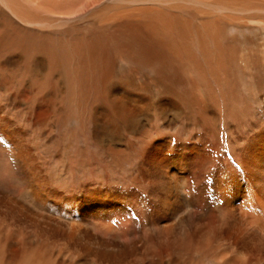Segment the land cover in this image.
I'll return each mask as SVG.
<instances>
[{"label":"bare ground","instance_id":"1","mask_svg":"<svg viewBox=\"0 0 264 264\" xmlns=\"http://www.w3.org/2000/svg\"><path fill=\"white\" fill-rule=\"evenodd\" d=\"M81 18L96 19L97 25L84 31H67L68 21H81ZM56 31H64L58 36V42L52 37ZM85 31L99 32L97 39L102 41V46L93 34L90 46L86 39L81 40L82 45L89 46L87 52L76 49V44L74 56L66 60L55 52L57 43L72 45V35H82ZM69 60L76 61L78 71L69 67ZM91 61L99 70L102 65L106 69L112 63L116 65V61L122 65L127 62L143 66L147 75L157 79L155 88L160 94L184 92L194 97L196 93H215L217 97V93L234 95L243 90L264 95V0H0V96L4 98L0 108H10L12 113L20 110L28 115L39 102L30 85L32 73L38 71L44 76L49 69L52 73L54 70L50 67L55 65L56 70L68 77L72 94L88 92L90 98L95 94L94 102L86 98V104H82L84 108L95 109L101 98L96 95L100 89L93 80H99L100 74L97 75L96 65L94 68L89 64ZM111 70L102 71L101 77H106L104 73L112 76ZM77 72L81 82L76 79ZM244 77H254L258 83L242 88L234 84ZM129 78L133 79L130 73ZM130 81L127 80L129 90H117L115 96L138 91ZM139 91L149 93L146 88ZM19 94H22L21 101ZM70 103L74 102L70 100ZM164 105L160 103L159 108ZM209 115L213 121L211 130H214L210 136L216 141L221 137L223 119L214 110ZM107 117L115 127H118L117 121L125 122V119L129 122L124 123L127 129L134 125L131 124L134 115L124 110L117 115L109 113ZM199 120L203 122L206 116ZM150 130L140 142L154 137ZM4 133L0 131L1 140L11 141L10 135ZM252 133L245 145L231 147L229 156H199L208 154L200 146V151L195 150L192 156H179L177 149L168 163L145 159L138 175L135 173L128 180L134 190L135 204L127 201L124 194L100 188L96 183L85 188V195L80 192L79 207L70 209L69 213L61 205L52 208L45 199L39 203L29 193L26 200L0 190V200L15 213L25 215L39 229L51 227L53 233L62 232L70 252L77 248L72 242L78 234L75 233L78 227L75 224H78L87 232L89 244L85 249L104 253L105 258L99 264H116L113 260L124 257L123 253L135 255L136 263L152 257V264H264V138ZM163 140L168 147L174 144L171 139ZM158 142L153 141L152 146L160 147ZM109 157L120 164L127 156ZM11 159L22 169L32 163H27L23 156H11ZM228 160V166L224 165ZM84 162L90 167L96 164L92 160ZM208 178L213 182L210 200L214 205L206 212L204 207L196 208L202 205L204 195L199 192L207 190ZM40 180L34 175L27 176L29 190L41 194ZM177 200L185 205L181 212L177 210ZM37 209H54L57 218L43 215ZM114 214L118 216L112 217ZM144 214H149L151 220L144 222ZM115 217L126 222L127 217L133 222L132 228L137 233L129 243L123 242L114 225H108ZM147 227L153 230V236L147 234ZM33 242L39 244V239L31 241V245ZM22 247L18 245L17 251H23ZM48 251L52 252L50 248ZM48 251L37 248L47 258L35 254L31 257L38 264H66L60 255ZM28 253L26 250L21 253L17 264H27ZM4 262L5 254L1 252L0 264ZM71 264H80V261Z\"/></svg>","mask_w":264,"mask_h":264},{"label":"rangeland","instance_id":"2","mask_svg":"<svg viewBox=\"0 0 264 264\" xmlns=\"http://www.w3.org/2000/svg\"><path fill=\"white\" fill-rule=\"evenodd\" d=\"M70 21H68V30L66 29L70 32L84 31L88 27L97 25L96 19L83 18L81 21L79 19ZM62 32L56 31L52 34L56 42H58V36ZM85 32L82 35H72L71 39L69 38L72 40V43L74 41L72 45L70 42L68 46L67 44L57 43L60 50L56 45L55 52L58 55L64 56L65 60L67 57L74 56L76 49L80 51L86 50L85 52H87L91 42L90 37L94 34L95 39H97V35L100 36V33L96 31L95 33ZM82 38L86 39L84 41L89 46L81 44ZM97 41L99 42H97L99 46H102V41L100 39H97ZM75 44L77 45L76 49ZM113 48L117 50V54H120L118 48ZM111 54L113 53L111 52ZM67 64L73 70H77L78 68L76 61L69 60ZM89 64L95 68L94 65L96 64L94 61H91ZM112 64L107 69L112 68L113 75L108 77L104 73L107 78L105 76L101 77L103 76L102 71L107 69L102 65V68L99 70V67L96 65V69L98 70L97 75L100 74V78L99 80L94 79L93 83L100 89V92L96 93V95L99 94L98 96L101 98V101L95 109L90 110L91 107L84 108L82 105L86 104L84 102L86 98L90 101L93 100L90 103L94 102L95 94L93 93L94 95L91 98L88 92L80 93L79 95L76 92L72 94L70 90L71 83L68 81V77L64 76L60 70H56L57 67L55 65H52L53 68L50 67L51 71H54L49 73V69L44 76L38 71L32 73L33 80L30 82V85L34 88L35 92L33 94L37 96L36 99L39 102L37 101V104H35L28 115L20 112V110L12 113L10 108H0V121L2 119L0 131H5L4 134H9L11 139V141L5 143L0 137V190L10 192L15 197H23L26 200L29 199V195L27 196V193H29L33 195L32 198L34 197L37 202L41 203L45 199L44 202L50 204L49 206L52 208H58V205H61L64 211L69 213L70 209L75 210L79 207V199L82 195H85V188L96 183L100 188L115 190L122 193V195L124 194L127 201L129 200V202L135 204L133 197L134 190L131 183H128V180H130L133 174L136 173L138 175L140 166L145 159L150 158L151 161L161 160L163 163H168L171 161L170 156H175L174 153L177 149L180 152L179 156H192L195 150L200 151V146L206 148L208 154H201L199 156H229L230 151H232L231 147L245 145L247 139L251 137L250 134H253L252 132L258 133L257 135L264 138V95L262 94H254L243 90L238 91L234 95L217 93V97L215 93H196L194 97L185 95L186 93L184 92H179L177 95L171 93L160 94L157 93L158 88H155L157 79L152 78L149 74L147 75L145 73L147 71H144V68H142L143 66H136L127 62L122 65L119 62L117 64V61L116 65ZM45 65L47 66V64ZM81 71L79 74L83 75ZM136 71L141 74L136 75ZM129 73L133 79L129 78ZM76 79L77 81L80 80L78 72ZM128 79L131 80L130 83H132L134 88H138V91H130L128 94L124 93L123 95L121 93L119 96H115L118 93L117 90L122 88L129 90ZM257 81L254 77H244L235 80L234 84L242 88L248 87L253 83L257 84ZM143 88H146L149 93L139 91ZM73 89L76 90L75 85ZM18 99L21 101L22 94L18 95ZM43 100L46 102H42ZM70 100L75 104L73 103L72 105ZM170 101L173 102L169 104ZM3 102L4 98L0 96L1 105ZM54 102H56L55 105H53ZM160 103H164L165 105L159 108ZM166 104L168 105L167 108ZM150 105L151 108H149ZM123 110L126 114L134 115V123H131L132 125L134 124L132 129H127L124 124L128 119H125V122L117 121L118 127H115L114 123L107 117L109 113L117 115V113H121ZM207 110L211 112L214 110L223 119L219 140L215 141L211 137L212 131H214L211 130L213 121L209 115L210 111L207 113ZM202 115L206 116V120L203 122L199 120L203 118ZM126 123L129 124V122ZM216 123L217 126L220 125V122ZM148 130L152 131L154 137L147 142H140ZM165 138L171 139L174 144L168 147L163 143V139ZM157 140H159L160 147L152 146V142H156ZM16 155L23 156L27 163L32 161L30 165L28 164L25 167L26 170L21 167L17 168L13 164L11 156ZM109 156L127 157L123 158L120 164H116V160L114 162ZM84 160H92L96 164L90 167ZM113 162L114 165H112ZM228 163H230L229 160L225 161L224 165L228 166ZM30 175L36 176L38 181L41 179L39 187L41 194H37V191L33 192V190H29L30 186L27 184V176L29 177ZM210 178L207 179V190L199 192L204 195L202 205L198 204L196 208L200 210L204 207L206 212L214 205V202L210 200L213 186ZM43 191L45 194H43ZM82 191L84 194L79 196ZM144 192L146 193L147 191ZM141 203H145V200H141ZM170 203L168 201L167 205L169 206ZM27 204L30 203L27 202ZM175 204H177L178 211L181 212L185 209L182 201L177 200ZM142 205L145 206L146 204ZM50 209L49 211L44 209L37 210L43 215H51L52 218L56 219L57 216L53 213L55 210ZM149 214H144V222L151 220ZM116 215L114 214L112 217ZM125 220L127 222L120 220L119 217H115L113 222L108 225H114L123 242L129 243L132 236L136 235L137 230L132 228L130 218L127 219L126 217ZM75 225L79 227L78 224ZM78 227L75 228L77 230L75 233L78 234L72 242L73 245H77V248L75 251H71V253L70 248L67 247L66 242L63 240L62 232L53 233L51 227L39 229L35 223L26 220L25 215L15 213L7 204H3L0 200V253L4 252L5 254L4 264H17L21 261L19 258L22 257L21 253L23 254L25 250L30 254L27 255L29 257L27 264H38L31 257V254H35L37 257L40 255L44 258H47V256L42 255V252H37V248L43 252L48 251L50 248L55 255H60L59 258L65 259L66 264H71L73 261H80V264L101 263L105 258L104 253L97 251L88 252L84 247L89 244L87 232ZM146 230L148 235L153 236L154 232L150 227H147ZM36 238L39 239V244L33 242L31 245V241H34ZM107 242L111 244L110 239ZM13 243H19L18 245H22L24 250L18 252L17 249L20 247L18 248V245ZM164 252L167 251L164 250ZM123 255L124 257H117L113 261L116 264L136 263L135 255L127 254L129 257H127L126 253H123ZM152 260L153 258L151 257L136 264H152ZM43 261H48V259H44ZM204 264H207V262Z\"/></svg>","mask_w":264,"mask_h":264}]
</instances>
